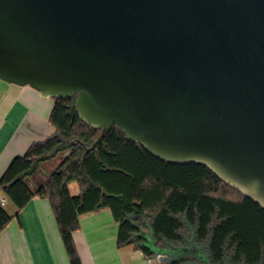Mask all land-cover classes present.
I'll list each match as a JSON object with an SVG mask.
<instances>
[{"label":"water","instance_id":"obj_1","mask_svg":"<svg viewBox=\"0 0 264 264\" xmlns=\"http://www.w3.org/2000/svg\"><path fill=\"white\" fill-rule=\"evenodd\" d=\"M0 79L264 208V0H0Z\"/></svg>","mask_w":264,"mask_h":264},{"label":"trees","instance_id":"obj_2","mask_svg":"<svg viewBox=\"0 0 264 264\" xmlns=\"http://www.w3.org/2000/svg\"><path fill=\"white\" fill-rule=\"evenodd\" d=\"M54 134L16 156L0 178L2 192L16 207L0 202V233L36 196L47 198L71 264H82L73 233L81 215L110 208L119 222L118 246L133 245L158 264H264V208L218 178L208 167L174 164L128 140L113 126L101 133L83 122L75 96L54 98ZM65 156L47 175L40 168ZM77 181L81 193L68 184Z\"/></svg>","mask_w":264,"mask_h":264},{"label":"crops","instance_id":"obj_3","mask_svg":"<svg viewBox=\"0 0 264 264\" xmlns=\"http://www.w3.org/2000/svg\"><path fill=\"white\" fill-rule=\"evenodd\" d=\"M54 104V98H44L30 85L0 82V178L16 156L55 133ZM60 161L61 156L45 162L40 172L47 174ZM68 187L72 195L81 193L77 181ZM1 198L6 208L8 198L0 192ZM16 211L14 206L8 212ZM79 224L73 239L82 264H150L133 245L118 246L120 224L110 208L81 215ZM0 264H71L49 199L34 197L2 230Z\"/></svg>","mask_w":264,"mask_h":264},{"label":"built area","instance_id":"obj_4","mask_svg":"<svg viewBox=\"0 0 264 264\" xmlns=\"http://www.w3.org/2000/svg\"><path fill=\"white\" fill-rule=\"evenodd\" d=\"M0 201L3 205L5 204V199L1 198ZM161 257V254H157L154 257H148V261L150 264H158L159 262H161Z\"/></svg>","mask_w":264,"mask_h":264},{"label":"rangeland","instance_id":"obj_5","mask_svg":"<svg viewBox=\"0 0 264 264\" xmlns=\"http://www.w3.org/2000/svg\"><path fill=\"white\" fill-rule=\"evenodd\" d=\"M1 81H3V80L0 79V82ZM6 204H7L6 205L7 210L11 212L12 211V208H14V206L12 205V203H11V201L9 199L6 200Z\"/></svg>","mask_w":264,"mask_h":264}]
</instances>
